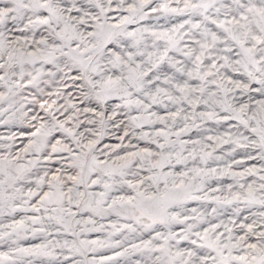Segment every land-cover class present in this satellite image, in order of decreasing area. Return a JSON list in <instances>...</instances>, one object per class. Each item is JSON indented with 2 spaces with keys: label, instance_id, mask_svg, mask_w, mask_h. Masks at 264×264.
Masks as SVG:
<instances>
[{
  "label": "snow or ice",
  "instance_id": "snow-or-ice-1",
  "mask_svg": "<svg viewBox=\"0 0 264 264\" xmlns=\"http://www.w3.org/2000/svg\"><path fill=\"white\" fill-rule=\"evenodd\" d=\"M0 264H264V0H0Z\"/></svg>",
  "mask_w": 264,
  "mask_h": 264
}]
</instances>
